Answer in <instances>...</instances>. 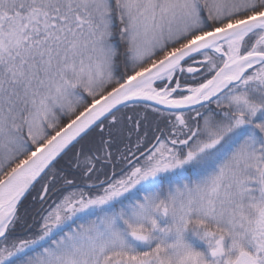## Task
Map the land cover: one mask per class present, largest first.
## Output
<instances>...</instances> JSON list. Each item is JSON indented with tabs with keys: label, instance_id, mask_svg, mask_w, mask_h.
Wrapping results in <instances>:
<instances>
[{
	"label": "snow or ice",
	"instance_id": "obj_1",
	"mask_svg": "<svg viewBox=\"0 0 264 264\" xmlns=\"http://www.w3.org/2000/svg\"><path fill=\"white\" fill-rule=\"evenodd\" d=\"M0 264H264V0H0Z\"/></svg>",
	"mask_w": 264,
	"mask_h": 264
}]
</instances>
